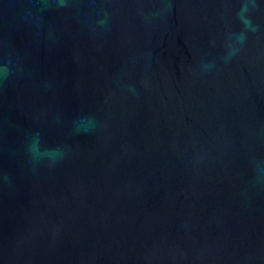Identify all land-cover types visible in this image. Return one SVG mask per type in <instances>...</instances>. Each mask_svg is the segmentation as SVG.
<instances>
[{
    "label": "water",
    "instance_id": "1",
    "mask_svg": "<svg viewBox=\"0 0 264 264\" xmlns=\"http://www.w3.org/2000/svg\"><path fill=\"white\" fill-rule=\"evenodd\" d=\"M0 264H264V0H0Z\"/></svg>",
    "mask_w": 264,
    "mask_h": 264
}]
</instances>
